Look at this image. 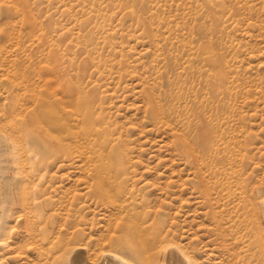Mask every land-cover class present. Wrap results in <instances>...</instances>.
I'll use <instances>...</instances> for the list:
<instances>
[{
  "label": "rangeland",
  "instance_id": "374dc122",
  "mask_svg": "<svg viewBox=\"0 0 264 264\" xmlns=\"http://www.w3.org/2000/svg\"><path fill=\"white\" fill-rule=\"evenodd\" d=\"M10 111L47 240L110 229L129 256L130 218L194 264H255L242 197L264 195V0H0V113ZM201 117L240 159L232 190L206 194L178 146ZM76 123L73 134L91 132L73 148L92 151L88 162L58 149ZM58 194L64 217L50 211ZM37 255L0 251V264Z\"/></svg>",
  "mask_w": 264,
  "mask_h": 264
},
{
  "label": "bare ground",
  "instance_id": "6f19581e",
  "mask_svg": "<svg viewBox=\"0 0 264 264\" xmlns=\"http://www.w3.org/2000/svg\"><path fill=\"white\" fill-rule=\"evenodd\" d=\"M156 108L163 112V107ZM13 109V112L19 110L17 101ZM204 121L206 120L202 117L197 121L198 131L191 139L184 134H178L177 144L180 149V145L183 146L181 151L189 162L199 167V183L206 194L218 188L224 191L232 190L234 186L232 187V182L229 181L230 175L237 174L240 159L234 154L229 143L220 148L217 134L214 137L210 130H204L207 127ZM76 125L80 126L76 123L68 127L71 137L64 139L63 141H66L60 143L58 149L65 158L70 157L73 151V154L78 153L79 159L88 162L92 151H75L73 148L79 149L83 142L90 141L87 139L91 132L81 128V132L73 134ZM18 132L17 117L11 111L9 114L0 113V251L3 254L14 252L17 256L24 255L26 247L31 246L38 255L36 258L26 256L29 264H194L185 256L181 247L169 243L165 235H162L160 240L158 237V245L153 247L151 234L142 221L129 220L130 218L129 222L123 223L124 234L120 237L129 256L115 248L117 235L110 232V229L90 236L88 243L74 240V233L72 235L68 229L59 231L60 235L56 240H47L43 234V223L37 219L34 210L37 198L36 188L33 187L35 179L32 171L24 169L28 159L18 146ZM94 150L97 152L95 147ZM204 172L208 173L207 179L203 177ZM98 174L105 182L106 179ZM211 178L214 180L211 181ZM245 191V196L242 197V221L247 223L249 234L255 237L252 241L257 249L253 258L255 264H264V195L259 189ZM62 199L58 194L50 208V211H54L52 215L64 209L65 201L62 203ZM41 204L43 208H47V199H42ZM65 215L64 211L58 212L59 217ZM17 227L24 229L25 234H19Z\"/></svg>",
  "mask_w": 264,
  "mask_h": 264
}]
</instances>
